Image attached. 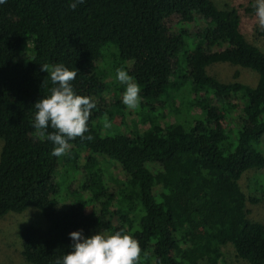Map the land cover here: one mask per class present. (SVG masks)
<instances>
[{
    "label": "trees",
    "instance_id": "obj_1",
    "mask_svg": "<svg viewBox=\"0 0 264 264\" xmlns=\"http://www.w3.org/2000/svg\"><path fill=\"white\" fill-rule=\"evenodd\" d=\"M69 3L0 4V218L34 207L46 220L45 227L21 229L25 260L55 264L70 251L68 234L82 229L85 236L129 232L140 243L138 264H226V246L236 264H264V223L248 218L239 183L248 171L264 170V51L242 33L238 11L214 0ZM107 60L139 84L151 115L146 131L99 132L100 117L112 114L98 101L111 89L100 69ZM56 63L77 71L74 90L96 105L84 134L92 139L74 138L60 157L50 155L52 144L32 127L33 105L52 87L42 65ZM215 63L253 70L256 83L221 82L208 72ZM159 100L168 108L178 101L198 108L205 119H194L191 128L167 123L155 107ZM240 104L229 140L224 121ZM82 150L89 153L83 191L101 182L97 156L119 165L124 180L64 207L58 202L64 184L55 175L59 165L80 171ZM92 203L96 209H88Z\"/></svg>",
    "mask_w": 264,
    "mask_h": 264
},
{
    "label": "rangeland",
    "instance_id": "obj_2",
    "mask_svg": "<svg viewBox=\"0 0 264 264\" xmlns=\"http://www.w3.org/2000/svg\"><path fill=\"white\" fill-rule=\"evenodd\" d=\"M218 7L222 9H236L241 18V31L244 36L254 45L264 51V29L258 26L254 11V0H214ZM186 30L189 33L194 31V26L187 25ZM101 62L100 69L104 71V76L111 83V89L98 99L100 108L112 110V114L106 113L101 116L96 126L102 136H113L115 134H125L130 136L133 133H142L148 128V121L151 117L148 107L144 102H140L136 109H129L122 103V93L124 85L115 79V70L111 64ZM208 72L219 81L228 83L240 81L254 85L257 80V74L250 69H242L228 63H215L208 67ZM236 73L238 76L236 77ZM202 90V89H201ZM119 103V104H118ZM118 104L119 106H112ZM122 105V106H121ZM145 106V107H144ZM147 107V108H146ZM156 109L164 113V119L167 123H181L187 128L194 125V119H205V112L198 108H190L181 103L175 102L171 108L167 107L164 100L155 102ZM241 116V104L237 106L236 111H230L224 121V126L229 132V140L233 139V129H235L239 117ZM108 127H105V124ZM3 142L0 139V153ZM69 152V148L67 149ZM86 155L89 153L81 151L79 162L80 171L73 172L70 167L62 168L58 166V172L55 175L56 180L62 182L61 195L58 202L64 207L71 205V201L86 200L104 190V184L109 190H116L120 182L124 180L122 169L119 165L108 162L101 156H97V165L102 169L101 182L90 192L82 190V184L85 181L83 166L87 164ZM264 179V170H250L245 173L239 183L244 191L248 201L246 209L248 218L253 221L264 223V188L261 187ZM251 199H256L253 202ZM97 208L96 203L91 206ZM45 227L46 220L42 212L34 207H29L22 213H9L0 218V264H30L22 255V243L20 231L24 226ZM119 222L115 223L118 227ZM223 260L226 264H236L239 260L235 251L229 247H222Z\"/></svg>",
    "mask_w": 264,
    "mask_h": 264
},
{
    "label": "clouds",
    "instance_id": "obj_3",
    "mask_svg": "<svg viewBox=\"0 0 264 264\" xmlns=\"http://www.w3.org/2000/svg\"><path fill=\"white\" fill-rule=\"evenodd\" d=\"M83 0H70L69 7L75 8ZM5 0H0L4 4ZM254 11L258 26L264 29V0H254ZM47 72L52 87L49 94L41 97L34 105L35 113L32 127L41 137H46L52 144L51 156L65 154L69 142L76 137L91 140L88 133L90 111L95 108V101L90 96L78 94L71 83L77 71L63 63L42 65ZM115 79L125 87L122 103L129 109H136L141 102V88L122 66L115 69ZM109 125L106 123L105 127ZM49 128L54 131H47ZM71 241L70 251L55 260V264H138L141 255L139 241L125 230L111 234L95 232L88 236L83 230L68 234Z\"/></svg>",
    "mask_w": 264,
    "mask_h": 264
}]
</instances>
